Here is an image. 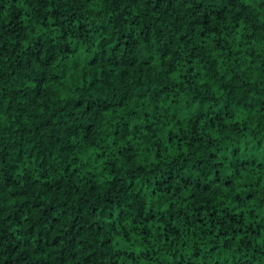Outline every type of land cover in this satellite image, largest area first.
<instances>
[{
	"label": "trees",
	"instance_id": "16d2710c",
	"mask_svg": "<svg viewBox=\"0 0 264 264\" xmlns=\"http://www.w3.org/2000/svg\"><path fill=\"white\" fill-rule=\"evenodd\" d=\"M0 264H264V0H0Z\"/></svg>",
	"mask_w": 264,
	"mask_h": 264
}]
</instances>
